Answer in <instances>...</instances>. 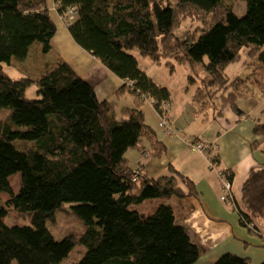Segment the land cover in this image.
<instances>
[{
	"label": "trees",
	"instance_id": "obj_1",
	"mask_svg": "<svg viewBox=\"0 0 264 264\" xmlns=\"http://www.w3.org/2000/svg\"><path fill=\"white\" fill-rule=\"evenodd\" d=\"M244 1L246 12L237 16L223 0H178L164 7L155 0H54L60 16L74 10L68 25L74 41L124 80L116 94H133L134 107L116 110L114 101L98 99L65 61L36 80L11 76L4 67L13 58L24 60L34 42L44 53L51 49L56 26L47 0H0V108L9 110L0 119V193L9 195L6 205L29 218L26 224H7L8 211L0 204V264H61L76 243L86 250L74 264H196L203 248L176 222L169 203L147 215L134 209L148 199L197 193L194 182L175 168L153 178L136 173L125 157L129 149L144 151V140L149 155L163 154L166 146L145 122L142 99L169 101L168 90L140 69L131 50L156 63L178 52L179 64L206 57L208 75L195 95L202 89L213 96L219 92L223 104L236 110L234 93H244L249 82L264 88V0ZM194 14L212 17L197 35L187 33L178 41L175 29ZM242 47L253 72L228 81L224 69ZM166 65L173 71V63ZM32 85L36 96L29 97ZM253 130L264 135L261 123ZM14 174L20 179L17 194L9 184ZM63 202L73 203L83 223L78 238L56 239L46 228ZM236 207L241 225L264 221V161L243 181ZM249 263L224 253L211 264Z\"/></svg>",
	"mask_w": 264,
	"mask_h": 264
},
{
	"label": "crops",
	"instance_id": "obj_2",
	"mask_svg": "<svg viewBox=\"0 0 264 264\" xmlns=\"http://www.w3.org/2000/svg\"><path fill=\"white\" fill-rule=\"evenodd\" d=\"M47 5L51 8L50 15L56 26L48 56L53 59L60 58L70 64L75 72L94 88L98 99L114 101L116 110L134 107L133 94L128 91L116 94L124 80L74 41L57 12L54 0H47ZM40 46V43H34L23 64H30ZM137 62L139 65V60ZM139 67L146 74L140 65ZM18 73V76L37 79V76L30 77L23 72ZM146 75L157 85L165 87L163 83ZM217 94L222 105L215 113L212 111L206 116L198 115V109L191 105L179 110L171 103L167 118L173 132L169 134L159 126L157 112L155 111L157 115L149 112L142 105L145 122L154 131L155 139L163 142L166 149L161 156L152 157L148 153L149 141L144 140V151L133 150L136 156L133 160L135 166L132 168H140V173L153 178L169 175L171 169L175 168L194 182L196 195L183 198H153L144 202L148 203V206H155L153 211L161 203H169L172 206L176 222L183 225L191 240L203 248L196 264H211L224 253L248 258L249 264H260L264 261V221L253 220L254 228L241 225L236 205H241L243 181L264 161V135L255 134L253 130L256 123L264 125V88H257L249 83L244 93H234L236 110L230 104H223L219 92L215 95ZM170 100L171 93L169 102ZM198 125L201 126L200 130L197 129ZM191 126L196 128L189 133ZM195 140L215 145L212 154L216 152L217 155L216 167H209L208 152L195 151L190 147L189 143ZM125 157L129 163V158ZM218 170L232 174V201L221 198ZM182 187L185 189L184 185ZM140 205L134 206L139 213L142 212Z\"/></svg>",
	"mask_w": 264,
	"mask_h": 264
},
{
	"label": "rangeland",
	"instance_id": "obj_3",
	"mask_svg": "<svg viewBox=\"0 0 264 264\" xmlns=\"http://www.w3.org/2000/svg\"><path fill=\"white\" fill-rule=\"evenodd\" d=\"M161 7L166 5H176L178 4V0H155ZM224 3H229L232 5V10L237 16H242L246 12V2L244 0H223ZM51 9V8H50ZM53 10V9H52ZM51 14V12H50ZM196 17H187L185 18L177 28L175 29V37L178 41H182L185 38L187 33H194L195 35L198 34L199 30L208 23V20L212 17L211 14H208L206 20L203 18H199L197 14H194ZM63 20L65 26L68 27L69 23L74 20L69 19L66 16H60ZM52 18V17H51ZM53 20V19H52ZM72 20V21H71ZM204 20V21H203ZM71 21V22H70ZM35 43V42H34ZM34 43L30 46L29 51H32V47ZM42 47L34 53L32 61L30 64H23V60L13 59L11 65L5 66V70L13 76L14 78L19 77L18 72H23L30 77L39 78L42 76L43 73L46 71L51 70L54 68L59 62L62 60L60 58L53 59L48 56L47 53L42 52ZM131 53L135 55L136 59L139 60V65L145 70L146 74L152 77L155 81L163 83L168 89V92L171 93V103L175 107V109H184L187 105H191L192 107H196L198 109V115L206 116L210 115L212 111H217L220 108L221 99L217 95H212V90H204L202 89V93L195 95V91L197 87L200 85V80L207 76V72L204 68V63H206L207 58L204 57L201 62H197L193 65L189 63H182L179 64L176 62L175 58L176 55L179 54L175 53L167 57H162L160 62L156 63L152 61L148 57L140 56L137 50H131ZM173 63V71H170V66L166 65V62ZM253 72V68L251 65V58L248 55V50L246 47H242L240 50V56L237 60L228 63L226 68L224 69V76L228 81L234 80L235 78H245L248 74ZM21 76V75H20ZM263 78L262 76H260ZM264 80V78H263ZM252 81V80H251ZM250 85L253 82H249ZM258 88V87H257ZM36 87L32 85L27 89V96L33 97L36 96ZM193 96V98H192ZM143 108L148 109L149 112L155 113V109L150 107L146 102L142 103ZM206 107V108H204ZM154 109V110H153ZM7 108H0V119H4L7 116ZM146 111V110H145ZM144 112V111H143ZM147 113V112H146ZM157 115V114H156ZM158 118V116H157ZM157 125V122H156ZM158 126V125H157ZM201 126L198 125L197 129ZM190 130L188 131L191 133L196 127L191 126L189 127ZM198 134V133H196ZM201 134L199 133V136ZM134 149H129L125 156L129 158V164L134 167L135 164L133 160L135 158ZM19 174H14L9 177V184L14 194H17L19 189ZM179 182V181H178ZM182 186V183L179 182ZM184 185V184H183ZM175 197V196H173ZM9 198L7 193H0V204L4 205L7 209L8 213L5 218L7 224H12L15 222L18 223H28L29 218L27 215H19L16 211L6 205V200ZM73 203L70 202H63L59 208H57L52 218L47 219L45 225L49 232L54 236V238L59 239L65 235H73L76 238L83 231V223L72 211L71 205ZM148 203H142L139 206V209L142 211L141 214L147 215L150 214V211H153L154 207L148 206ZM254 223L253 221H251ZM255 225V224H254ZM86 247L82 243H76L73 249L71 250L70 254L61 261V264H74V262L80 260L83 256Z\"/></svg>",
	"mask_w": 264,
	"mask_h": 264
},
{
	"label": "built area",
	"instance_id": "obj_4",
	"mask_svg": "<svg viewBox=\"0 0 264 264\" xmlns=\"http://www.w3.org/2000/svg\"><path fill=\"white\" fill-rule=\"evenodd\" d=\"M69 19H72L74 17V10L73 8H70L68 11ZM73 20V19H72ZM143 102L148 103L151 107L155 109V111L158 114L159 117V126L163 128L164 132L167 134L173 132V128L170 126V123L167 118V113L169 110L170 102L168 100H162L160 102H157L156 99L152 96H145L143 99ZM157 104V105H156ZM190 147L195 151L200 152H208L209 153V167L214 168L217 165V155L216 152L212 154V149L215 150V145H209L205 143L204 141L195 140V142H190ZM140 169L138 168L136 170V173L139 172ZM218 177L221 183V189H222V195L221 198L223 200L232 201L233 195H232V180L229 178L228 173L223 170H218ZM136 177V174L134 175ZM134 177V179H135ZM249 227L254 228V223L250 222L248 224Z\"/></svg>",
	"mask_w": 264,
	"mask_h": 264
}]
</instances>
